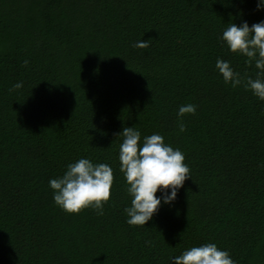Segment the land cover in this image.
<instances>
[{"label":"trees","instance_id":"trees-1","mask_svg":"<svg viewBox=\"0 0 264 264\" xmlns=\"http://www.w3.org/2000/svg\"><path fill=\"white\" fill-rule=\"evenodd\" d=\"M256 5L0 0V264H171L205 243L235 264H264V101L215 68L222 58L255 76L219 37L228 23L264 20ZM188 103L197 108L181 133L176 112ZM125 126L161 134L190 170L145 226L123 211ZM81 157L113 169L103 215L53 201L49 179Z\"/></svg>","mask_w":264,"mask_h":264},{"label":"clouds","instance_id":"clouds-1","mask_svg":"<svg viewBox=\"0 0 264 264\" xmlns=\"http://www.w3.org/2000/svg\"><path fill=\"white\" fill-rule=\"evenodd\" d=\"M258 11L264 10V0H257ZM234 54L245 57V63L254 66L255 76L236 71L228 60L217 58L215 68L226 84L233 88L243 84L245 90L264 101V20L249 25L247 21L228 23L219 37ZM134 47H148L147 40L137 41ZM27 65V61H24ZM16 82L12 89H20ZM197 106L180 105L177 112L179 132L185 131L184 117L195 114ZM121 137L118 159L123 174L130 205L123 211L130 226H145L163 205H172L179 189L191 177L183 152L166 143L159 133L142 134L135 126L123 127L117 134ZM113 169L107 163H93L81 157L66 165L62 175L49 179L53 201L69 214H79L92 208L103 215L104 205L109 202L113 185ZM159 192V195L157 193ZM171 264H235L227 250L215 243L191 246L179 255L171 256Z\"/></svg>","mask_w":264,"mask_h":264}]
</instances>
